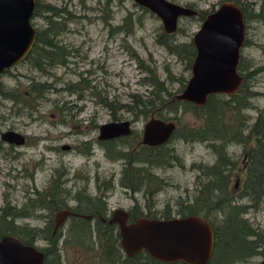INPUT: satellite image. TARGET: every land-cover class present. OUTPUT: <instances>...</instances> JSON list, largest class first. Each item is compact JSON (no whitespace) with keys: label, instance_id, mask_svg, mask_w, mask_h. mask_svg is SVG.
Instances as JSON below:
<instances>
[{"label":"trees","instance_id":"trees-1","mask_svg":"<svg viewBox=\"0 0 264 264\" xmlns=\"http://www.w3.org/2000/svg\"><path fill=\"white\" fill-rule=\"evenodd\" d=\"M113 1L115 0H103L101 5L100 2L97 3L101 20L109 28H113L114 32L126 35L133 31L135 23L141 22L142 15L134 16L130 10H126L112 26L109 19L113 17ZM229 1L239 6L244 28L249 21L262 20L264 17V0H259L257 5L245 0ZM139 9L154 15L143 6L139 5ZM205 13L180 17L200 20ZM69 14L62 7L35 0L30 17L35 36L28 54L24 57L28 63L36 62L40 56L52 57L55 51L64 49L60 36L66 29ZM178 29L184 31L185 26H176L175 30ZM174 32L167 34L161 29L159 40L175 53L186 54L188 60L185 67L189 70L194 54L193 46L190 40L175 42ZM245 42L243 39L242 45ZM263 69L264 64L249 65V61H243L240 55L237 70L241 81L238 87L231 94L209 93L201 105L174 98L186 78L174 77L172 74H167L166 79L154 77L148 89L131 93L126 102L102 100L113 120L120 119L123 113L130 116V120L154 116L173 121L174 128L167 140L158 144L142 143L140 131L136 129H132L127 135L96 140L104 158L119 161L121 165L116 180L112 173L103 178L99 177L97 171L94 172V194L88 193L84 188L87 180L86 169L82 175L77 176L78 169L70 171L63 164L52 167L51 179L47 186L41 190L27 192L18 204L10 202L4 193V202L0 205V235L12 234L31 244L41 240L43 246L36 245L44 255L42 264H66L62 257L63 247L77 249L85 262L71 264H187L180 260L165 263L150 257L144 250L132 256L122 251L116 224L99 218V215L107 217L105 192L112 189L116 183L125 191L138 193L141 197L140 200L133 197L128 209L130 219L136 216L167 218L171 213L181 216L198 214L205 217L211 225L213 235L212 248L206 264H236L248 262L256 256L264 257V225L253 224L245 215L249 211H256L264 200V106L256 108L255 116L250 122V115L246 112L252 106V97L259 94L251 89L253 79ZM174 82L178 83V87L172 92L169 85ZM36 91V87L30 86L25 88L21 95L27 101L31 96H35ZM118 109L123 112H118ZM187 116H190L192 121L185 119ZM93 128L95 125L90 123L87 130ZM178 140L186 143H204L213 153V160L210 163L192 162L190 166H194L198 172L191 193L185 194L182 199L179 197L175 202L178 204L177 208L174 210L168 205L159 210L156 207L155 195L165 188L167 182L157 170L162 171L175 164L183 165V156L173 145ZM88 144V141L81 140L74 148L86 155L90 148ZM1 145L0 141V151ZM230 145H239L245 156L237 186L234 185V170L239 166L237 159L229 152ZM7 146L5 151H11V146ZM25 175L31 177L32 174L26 172ZM68 175L76 180L81 177L82 185L74 191L63 187L60 179ZM69 200L74 203L70 205ZM165 203L170 204V201ZM62 208L93 216L86 218L81 215H67L52 232L53 213ZM44 212L47 214L44 215ZM27 218H44V222L41 225H31L25 221Z\"/></svg>","mask_w":264,"mask_h":264},{"label":"rangeland","instance_id":"rangeland-1","mask_svg":"<svg viewBox=\"0 0 264 264\" xmlns=\"http://www.w3.org/2000/svg\"><path fill=\"white\" fill-rule=\"evenodd\" d=\"M41 1L62 7L70 13L66 29L60 36L64 49L55 51L52 57L40 56L36 62L29 63L25 60L0 72V131L9 128L28 135L25 144L10 148L11 151H5L8 143L2 142L0 205L4 202V193L10 202L18 204L27 192H31L29 187L32 180L25 175L26 172L35 169L32 171L34 183L41 187L52 167L62 165V162L70 171L78 169L77 176L82 175L86 169L89 173L97 171L99 177L103 178L112 173L116 180L121 165L119 161L105 159L99 147L91 156L74 148L81 140L95 138L97 130H87L91 117L96 123L113 120L102 100L126 102L131 93L148 89L154 77L166 79L167 74H172L174 77L182 76L187 79L189 75V70L185 67L187 55L168 49L159 40L162 29L160 20L155 15L142 12L132 0H115L111 4L113 17L109 19V23L112 26L126 10H130L134 16L142 15L141 22L135 23L133 31L126 35L114 32L113 28H109L101 20L97 3L100 2L101 5L103 0ZM171 1L188 5L198 12H207L222 0ZM245 1L255 5L259 2ZM198 25L199 20L178 17L177 26H185V30H175V42L190 40ZM244 40L246 42L240 47L243 61H249L252 66L264 64V17L245 24ZM30 86L36 87L37 91L34 97L31 96L26 101L21 94ZM177 87L178 83L174 82L169 85V90L173 92ZM251 89L259 94L252 97V106L246 111L250 115L249 122L255 116L256 108L264 106V69L254 77ZM118 112L123 111L118 109ZM121 115V119L130 117L124 113ZM185 119L192 121L190 116ZM145 120L134 119L131 127L139 130ZM60 144H68L70 148H59ZM173 145L183 156L184 162L182 166L175 164L162 171L157 170L167 182L165 188L155 195L156 207L160 208L167 200L170 204H176L179 197L182 199L185 194L191 193L198 172L194 166H190L192 162L210 163L213 160V153L204 143L178 140ZM15 149L19 153L16 154ZM228 149L239 166L234 170V182L237 186L245 156L239 145H230ZM235 178L233 176V180ZM81 185L82 178L78 177L76 186ZM94 188L90 187L91 191L88 193L94 194ZM133 197L141 199L138 193L131 194L115 183L104 196L108 214L117 207H130ZM175 206L172 205V208ZM45 214L47 213L44 212ZM245 215L253 224L263 226L264 200L256 211H249ZM25 221L31 225H41L44 218H27ZM37 244L43 246L41 240ZM62 257L66 264L78 261L85 263L81 253L73 247H63ZM259 258L256 256L248 262L236 264H254Z\"/></svg>","mask_w":264,"mask_h":264},{"label":"water","instance_id":"water-1","mask_svg":"<svg viewBox=\"0 0 264 264\" xmlns=\"http://www.w3.org/2000/svg\"><path fill=\"white\" fill-rule=\"evenodd\" d=\"M132 1L152 12L166 33L175 31L178 17L197 13L196 9L171 0ZM34 3L35 0H0V72L20 61L32 45L35 29L30 17ZM243 31L242 12L232 1L222 0L206 13L191 35L195 54L189 75L174 98L201 105L209 93H232L241 81L236 65ZM173 128V121L151 116L142 124L140 141L149 145L161 143ZM130 129L127 118L104 121L98 125L97 138L127 135ZM0 139L21 144L24 134L8 128L0 132ZM69 214L76 213L67 208L54 212L52 232ZM126 218V210L117 207L106 219L116 224L119 244L126 255L144 250L150 257L164 262L207 263L213 235L205 217L187 214L168 218L136 216L130 221ZM43 258L35 243H25L12 234L0 235V264H42ZM254 264H264V257Z\"/></svg>","mask_w":264,"mask_h":264},{"label":"flooded vegetation","instance_id":"flooded-vegetation-1","mask_svg":"<svg viewBox=\"0 0 264 264\" xmlns=\"http://www.w3.org/2000/svg\"><path fill=\"white\" fill-rule=\"evenodd\" d=\"M215 8V7H214ZM214 8H212L211 10H213ZM197 10V9H196ZM211 10H209V11H211ZM209 11H207L206 13H208ZM200 12H198V10H197V13L195 14V15H191V16H197L198 14H199ZM205 13V14H206ZM204 17V16H203ZM201 20L202 19H200L199 20V24H200V22H201ZM244 32V31H243ZM243 39H244V33H243ZM243 39H242V42H243ZM190 42H191V39H190ZM242 42H241V45H240V47L242 46ZM191 44H192V42H191ZM192 46H193V44H192ZM239 47V55H238V58H239V56H240V48ZM193 51H194V54H195V49H194V46H193ZM28 52H29V50L27 51V53L26 54H28ZM26 54L24 55V57L26 56ZM194 54H193V56H194ZM24 57L20 60V61H18V62H16V63H19V62H22V61H25V59H24ZM192 59H193V57H192ZM192 61V60H191ZM237 62H238V60H237ZM15 63V64H16ZM191 64V63H190ZM14 65V64H13ZM189 69H190V66H189ZM236 70H237V65H236ZM237 72H238V70H237ZM239 73V72H238ZM241 76V75H240ZM231 94V93H230ZM121 119V118H120ZM76 120H78V119H76ZM129 121H130V125H132L133 124V121L132 120H130V118H129ZM89 122L91 123V124H93V125H95V128H93V130L94 129H96L97 130V133H98V125H99V123H96V122H94V118L93 117H91L90 118V120H89ZM73 123V122H72ZM90 123L88 124V125H90ZM74 124V123H73ZM142 128V127H141ZM141 128L138 130V131H140V139H141ZM133 128L131 127V129H130V132H131V130H132ZM15 130V129H14ZM80 132H82V130L81 129H78ZM2 131V130H1ZM0 131V132H1ZM129 134V133H128ZM28 135L27 134H25L24 133V142L23 143H21V144H14V143H10V142H6V141H3L2 139H0V141L1 142H5V143H8V145H10L11 146V148H13L14 149V147H17V146H20V145H23V144H25V142H26V140H25V138L27 137ZM119 136H121V135H118V136H114V137H119ZM103 139H106V138H103ZM84 140H86V141H88V143H90V144H88L89 146H90V148H89V151H88V154H86V156H91V155H94L95 153H96V151H97V148H98V143L96 142V140H100L99 138H97V134H96V136H95V138L93 139V138H90V137H88V138H86V139H84ZM102 140V139H101ZM167 140V139H166ZM45 148H46V145L44 146ZM75 147V146H74ZM54 148H56L55 146H54ZM59 148H63V149H69L70 148V145H68V144H60L59 145ZM14 152L17 154V153H19V151H17L16 149L14 150ZM16 154H14L15 156H16ZM17 157V156H16ZM61 164H63L65 167H67L63 162L61 163ZM68 168V167H67ZM32 171H35V169H33V170H31V177H29V179L30 180H32V182H31V184H30V191L32 192L34 189H37V190H41V189H43V187H45V186H47L48 185V183H49V180L51 179L50 177H51V171H50V173H49V175H48V178L44 181V183L41 185V187H38L35 183H34V177H33V173L34 172H32ZM241 171H242V168H241ZM96 172V171H95ZM86 173H87V180H86V182L84 183V188H85V190L87 191V192H90L91 190H89L90 189V187H95V183H94V172L93 173H89V172H87V170H86ZM76 182H77V180L75 179V178H73L71 175H68V176H63V177H61V179H60V184H62L63 185V187H65V188H69L70 189V191H74L76 188H77V186H76ZM234 185H236V182H235V184ZM95 189V188H94ZM71 201V202H70ZM74 202L72 201V200H69V204L70 205H72ZM166 205H168L169 206V208H171V209H175V208H177V203L176 204H166V203H164V204H162V207L161 208H165V206ZM172 205H176L174 208H172ZM160 207H157V209H161ZM128 209H129V207L128 208H125V210H126V212H127V218H126V220L127 221H130V220H132V219H130L131 217H130V214H129V212H128ZM107 210V212H106V214H105V216H107L106 218H104L103 219V221L105 220L106 221V219L109 217V215H110V212L111 211H109V214H108V209H106ZM54 214V213H53ZM69 215H72V214H69ZM75 215H80V214H78V213H76ZM90 216L89 217H87V218H91L93 215L92 214H89ZM171 216H169V217H173V216H181V215H179V214H174V213H171L170 214ZM67 216V215H66ZM100 216V215H99ZM184 216V215H183ZM100 217H102V216H100ZM99 217V218H100ZM162 218H164V217H162ZM168 218V217H167ZM63 220H65V218L63 219ZM102 220V219H101ZM52 221H54L53 219H52ZM107 222V221H106ZM108 223V222H107ZM52 233V232H51ZM35 244H37V242L35 243ZM38 245V244H37ZM139 252V251H138ZM177 260H175V261H172V262H176ZM162 262H164V261H162ZM165 263H169V262H165ZM185 263V262H184Z\"/></svg>","mask_w":264,"mask_h":264},{"label":"bare ground","instance_id":"bare-ground-1","mask_svg":"<svg viewBox=\"0 0 264 264\" xmlns=\"http://www.w3.org/2000/svg\"><path fill=\"white\" fill-rule=\"evenodd\" d=\"M230 172V171H229ZM49 213V212H48Z\"/></svg>","mask_w":264,"mask_h":264}]
</instances>
